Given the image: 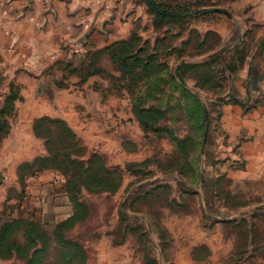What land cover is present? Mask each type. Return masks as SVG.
Instances as JSON below:
<instances>
[{"label":"rangeland","instance_id":"1","mask_svg":"<svg viewBox=\"0 0 264 264\" xmlns=\"http://www.w3.org/2000/svg\"><path fill=\"white\" fill-rule=\"evenodd\" d=\"M0 136V264H264V0H2Z\"/></svg>","mask_w":264,"mask_h":264},{"label":"trees","instance_id":"2","mask_svg":"<svg viewBox=\"0 0 264 264\" xmlns=\"http://www.w3.org/2000/svg\"><path fill=\"white\" fill-rule=\"evenodd\" d=\"M160 14L162 13V12H159ZM2 139H1V136H0V141H1ZM179 143H181V141L179 142ZM56 160V159H55ZM64 160V161H63ZM76 160V159H75ZM70 162V161H72L70 158H67V159H65V158H63V159H59L57 162L58 163H56L55 164V166H57L58 168H59V166H60V164H64L65 162ZM74 162V161H73ZM81 168V171L80 172H74V174H73V176H72V178L73 179H81L82 178V175H84V171H86V170H89V166L88 167H84V166H81L80 167ZM103 168V171L105 172V174H107V173H110V171L109 170H106L104 167H102ZM101 184H104V185H108V183H105V182H103V183H101ZM99 188V190H101L102 189V187H98ZM0 224H2L1 222H0ZM6 230V224L4 223V224H2V225H0V239H1V237L4 235V231Z\"/></svg>","mask_w":264,"mask_h":264},{"label":"crops","instance_id":"3","mask_svg":"<svg viewBox=\"0 0 264 264\" xmlns=\"http://www.w3.org/2000/svg\"><path fill=\"white\" fill-rule=\"evenodd\" d=\"M2 0H0V4H1Z\"/></svg>","mask_w":264,"mask_h":264}]
</instances>
